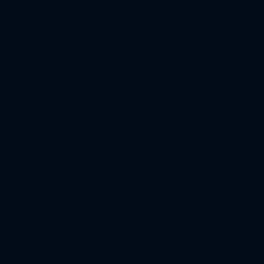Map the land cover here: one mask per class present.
I'll return each mask as SVG.
<instances>
[{
    "label": "water",
    "instance_id": "water-1",
    "mask_svg": "<svg viewBox=\"0 0 264 264\" xmlns=\"http://www.w3.org/2000/svg\"><path fill=\"white\" fill-rule=\"evenodd\" d=\"M0 264H264V0H0Z\"/></svg>",
    "mask_w": 264,
    "mask_h": 264
}]
</instances>
